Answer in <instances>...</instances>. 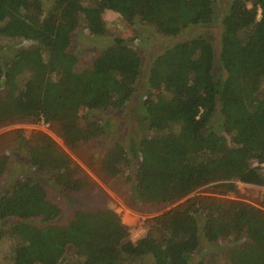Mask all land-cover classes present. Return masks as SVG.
I'll use <instances>...</instances> for the list:
<instances>
[{
    "label": "trees",
    "instance_id": "obj_1",
    "mask_svg": "<svg viewBox=\"0 0 264 264\" xmlns=\"http://www.w3.org/2000/svg\"><path fill=\"white\" fill-rule=\"evenodd\" d=\"M214 0H0V38L19 41L0 60V127L14 118L53 126L63 146L106 135L92 113L117 111L135 91L140 57L130 39L113 38L86 67L69 51L74 31L102 37L104 11L127 24L150 26L163 37L209 27ZM219 46L196 36L164 49L148 70L141 101L148 131L126 146L113 140L99 174L128 186L133 205L175 207L144 223L135 241L110 209L75 211L54 224L59 209L40 182L15 181L0 195L6 264H189L201 242H227L225 264H264V210L239 201L189 196L233 181L264 186V0H228ZM26 43V44H25ZM218 129V130H217ZM22 141V140H21ZM28 161L60 193L89 187L87 177L41 133L23 140ZM254 163L255 166H252ZM6 158L0 157V176ZM264 206V193H263ZM199 264H213L212 261Z\"/></svg>",
    "mask_w": 264,
    "mask_h": 264
},
{
    "label": "rangeland",
    "instance_id": "obj_2",
    "mask_svg": "<svg viewBox=\"0 0 264 264\" xmlns=\"http://www.w3.org/2000/svg\"><path fill=\"white\" fill-rule=\"evenodd\" d=\"M43 11L49 7L53 0H38ZM214 20L209 27H189L176 37H163L157 34L150 26L135 22L127 24L112 11H104L101 20L105 26V34L96 37L84 29L73 32L69 51L79 62L89 67L99 50L110 43L115 37L130 39L140 57V75L135 84V91L125 106L117 111H103L92 113L95 121L107 126L106 135L80 144L75 149L63 146L53 126L40 122H33L29 118H14L13 121L0 127V157L6 158V165L0 176V195L6 193L13 182L23 178H31L41 183L45 190L46 199L59 209V215L54 224H64L69 221L75 211H91L96 209H110L120 222L129 229L131 241H135L144 233V223L150 218L175 207L182 201L163 205H133L128 199V186L123 181H111L102 177L98 172V162L108 144L116 140L123 146L129 141H137L148 131L147 122L142 121L144 111L141 101L148 91L146 79L152 61L166 48L178 42L201 36L207 40L216 56L219 46L220 20L226 12L228 0H214ZM26 44V43H25ZM19 45V41L0 38V60L2 62L11 58ZM7 87L0 86V98L5 99ZM218 130V129H217ZM37 133L50 139L87 177L89 187L74 194L60 193L46 178L41 177L35 168L30 165L23 140ZM22 140V141H21ZM255 166L254 163H251ZM233 192L220 196L216 194L215 184L205 185L196 189L189 196H217L225 200H234L264 210V186H256L233 181ZM12 223L0 220V228L5 230ZM227 242L224 240L213 244L201 242L200 248L191 257L189 264L205 263L225 264L222 253ZM7 247L4 239L0 240V264L7 262L2 251ZM70 250H67L58 264H64ZM149 264V259L145 261Z\"/></svg>",
    "mask_w": 264,
    "mask_h": 264
}]
</instances>
